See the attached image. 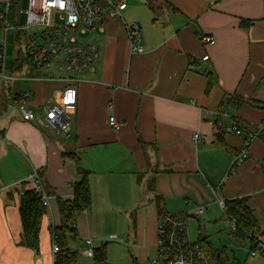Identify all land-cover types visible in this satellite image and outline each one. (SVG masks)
Wrapping results in <instances>:
<instances>
[{
    "label": "crops",
    "instance_id": "1",
    "mask_svg": "<svg viewBox=\"0 0 264 264\" xmlns=\"http://www.w3.org/2000/svg\"><path fill=\"white\" fill-rule=\"evenodd\" d=\"M158 1L154 12L147 6L151 20L136 23L142 53L127 37L128 7L94 27L87 43L99 59L78 72L70 140L21 118L15 98L28 85L0 83V264H55L50 226L60 223L57 200L72 199L82 179L78 169L88 173L92 200L78 217L80 240L70 243L74 264H95L89 249L132 241L151 262L150 253H158L156 198L167 215H187V231L202 215L198 208L246 198L264 230V143L256 138L250 159L238 162L245 136H218L220 123L228 126L232 117L249 131L264 126V0ZM203 36L216 43L204 44ZM37 85L34 105L59 97L60 84ZM226 94L252 103L224 120L219 106ZM34 171L50 193L38 251L21 244V193L32 187Z\"/></svg>",
    "mask_w": 264,
    "mask_h": 264
},
{
    "label": "built area",
    "instance_id": "2",
    "mask_svg": "<svg viewBox=\"0 0 264 264\" xmlns=\"http://www.w3.org/2000/svg\"><path fill=\"white\" fill-rule=\"evenodd\" d=\"M105 8L100 6V0H28L26 10V25L18 27V17L12 15V5L9 0H0V25L4 30V40L0 42V83L4 86L6 82H15L14 76L6 74V35L10 31L18 34V40L25 37L27 43V54H23L25 62L34 68L43 71H55L57 73H78L97 66L99 52L93 46L82 39L88 30L101 26L108 19L120 16L121 12L127 9L123 0H104ZM34 27L41 28L38 33H30ZM127 37L132 49L142 53L139 45L140 27L137 24L127 26ZM201 41L204 44L214 45L215 39L211 36H203ZM208 56L203 58L204 61ZM19 70L18 65L17 69ZM44 83H58L61 92L57 99L46 100L41 104L29 103L31 92L22 91L15 99L16 106L25 122L41 123L54 135L70 140L72 138L71 125L78 107V85L79 80L74 77L49 76L44 79H36ZM26 83L28 80H24ZM224 120H229L227 113L222 114ZM109 125L118 128L119 123L114 117L109 118ZM225 133L242 136L244 131L233 121L226 126L220 123ZM258 133L251 132L244 138L243 145L237 156L238 162L250 159L249 148L257 138ZM200 134L194 135V142L198 143ZM36 192L41 194L42 203L45 208L49 206L50 195L46 193L39 180L38 173L34 171L27 179ZM22 191L21 195H23ZM222 210L225 208V201L219 200ZM204 208H198L200 213ZM235 223H231V231H235ZM115 240L116 238H111ZM88 245H92L90 240ZM59 252V247L52 242V254L54 258ZM259 253L264 255V244L257 242L256 250L250 251L249 256L255 258ZM89 258L94 257L93 249L86 252ZM158 256L159 260H152L150 264H219L201 248L192 242L187 231V215L160 217L158 226ZM246 264H251L246 262Z\"/></svg>",
    "mask_w": 264,
    "mask_h": 264
},
{
    "label": "trees",
    "instance_id": "3",
    "mask_svg": "<svg viewBox=\"0 0 264 264\" xmlns=\"http://www.w3.org/2000/svg\"><path fill=\"white\" fill-rule=\"evenodd\" d=\"M148 8L154 12L155 6L152 1H148ZM22 53L17 54V61L20 59ZM17 61L14 69H17ZM250 100L237 95L224 96L220 103L219 112L230 114L231 111H237L245 104H251ZM257 106V105H256ZM233 122L240 127L239 121L232 117ZM236 120V121H235ZM241 128V127H240ZM245 138L249 131L245 127L242 128ZM259 138L264 143V126L261 130L256 131ZM225 130L223 127L219 128V139H221ZM78 173L82 175V179L74 185V195L72 199L57 200L58 210L60 215L59 225L50 226V234L52 242H55L59 247V252L55 257V264H74L77 259V252L70 248L71 242H78L80 240L78 234V217L87 210L91 205V190L88 182V173L78 169ZM44 190L49 195V191L43 182L41 183ZM153 181L150 182L149 188H152ZM20 203V219L22 224V241L21 244L32 251H38L40 245V230L42 220L46 214L47 208L43 206L41 194L36 192L33 188L23 190ZM158 215L163 217L167 215L164 210V203L161 198H156ZM223 215L231 224L235 223V231H231V236L240 247L249 246L250 251L256 250L257 242L264 244V230L259 224L252 209L248 206L246 198L234 199L225 202ZM196 244L201 250L209 255L219 264H241V262L234 256L230 255L227 248L222 247L216 249L209 241L208 238L201 235ZM94 263L95 264H108L107 262V244L102 245L100 248L94 249ZM246 264V263H245Z\"/></svg>",
    "mask_w": 264,
    "mask_h": 264
},
{
    "label": "rangeland",
    "instance_id": "4",
    "mask_svg": "<svg viewBox=\"0 0 264 264\" xmlns=\"http://www.w3.org/2000/svg\"><path fill=\"white\" fill-rule=\"evenodd\" d=\"M126 2L128 9L122 14V17L125 20V23L128 26H132L136 23H144L151 20L152 15L150 11L147 9V3L149 0H123ZM154 6H159L158 0H152ZM12 5V15L18 17V27H24L26 25V10H27V2L28 0H9ZM100 6L104 9L105 2L104 0H100ZM41 28L34 27L31 29L30 33H38ZM96 34L95 30H88L85 35H81L82 39L86 42L90 40L92 36ZM23 39L18 40V34L14 31H10L6 35V74L8 76H14L16 78L15 82H6L7 85H17L23 86L28 85V90L31 92V98L29 103H33V100L38 96L35 94V89L38 87L37 84H41L42 81L36 79H44L49 76H54L56 78L60 77H74L77 79L82 78V73H57L55 71H43L34 68V66L29 65L25 62L24 67L19 70L14 69V65L16 62V57L19 52L23 54H27V43L25 42V37L22 35ZM141 37V34H140ZM4 40V30L0 25V42ZM24 80H28L26 83ZM48 84V83H47ZM54 84V83H53ZM20 90V89H19ZM59 90V89H58ZM55 91V93L58 92ZM57 99V95L54 94ZM39 98V97H38ZM37 98V99H38ZM40 99V98H39ZM38 99V100H39ZM47 100V99H46ZM45 100V101H46ZM220 206V205H219ZM218 205H214V207L205 211V208L197 216L196 219H193L188 222V232L190 234L191 241H197L199 231L205 233L208 241L216 248L220 249L222 247L227 248L230 255H234L241 264H245L246 262H250L251 264H264V260L260 257H248L249 254V246L240 247L231 236V224L225 219L223 215V210ZM199 219V222L197 221ZM142 252L133 245V241L131 244L127 243H110L107 248V261L109 264H148L150 261L147 258H143L144 255ZM151 261L159 260V256L157 251L150 253L149 255ZM144 259V261H143ZM159 264H162L159 263Z\"/></svg>",
    "mask_w": 264,
    "mask_h": 264
},
{
    "label": "water",
    "instance_id": "5",
    "mask_svg": "<svg viewBox=\"0 0 264 264\" xmlns=\"http://www.w3.org/2000/svg\"><path fill=\"white\" fill-rule=\"evenodd\" d=\"M22 61H23V56L20 57V61H19V64H18V67L20 68L21 65H22Z\"/></svg>",
    "mask_w": 264,
    "mask_h": 264
}]
</instances>
